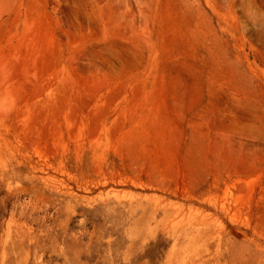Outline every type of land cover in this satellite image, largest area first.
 <instances>
[{"label": "rangeland", "instance_id": "374dc122", "mask_svg": "<svg viewBox=\"0 0 264 264\" xmlns=\"http://www.w3.org/2000/svg\"><path fill=\"white\" fill-rule=\"evenodd\" d=\"M0 264H264V0H0Z\"/></svg>", "mask_w": 264, "mask_h": 264}]
</instances>
